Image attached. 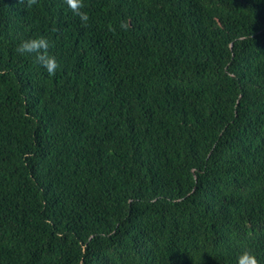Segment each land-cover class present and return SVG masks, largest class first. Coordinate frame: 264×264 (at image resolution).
Returning <instances> with one entry per match:
<instances>
[{
	"label": "trees",
	"instance_id": "obj_1",
	"mask_svg": "<svg viewBox=\"0 0 264 264\" xmlns=\"http://www.w3.org/2000/svg\"><path fill=\"white\" fill-rule=\"evenodd\" d=\"M83 10L0 0V264H264V0Z\"/></svg>",
	"mask_w": 264,
	"mask_h": 264
},
{
	"label": "clouds",
	"instance_id": "obj_2",
	"mask_svg": "<svg viewBox=\"0 0 264 264\" xmlns=\"http://www.w3.org/2000/svg\"><path fill=\"white\" fill-rule=\"evenodd\" d=\"M66 3L72 11L79 16L82 23L89 20V13L83 10V0H66ZM51 45L47 37L43 35L30 37L22 40L16 48L21 54H27L34 57L35 61L44 68L49 74H54L60 67L57 57L50 53ZM242 264H258V261L251 253H245Z\"/></svg>",
	"mask_w": 264,
	"mask_h": 264
}]
</instances>
